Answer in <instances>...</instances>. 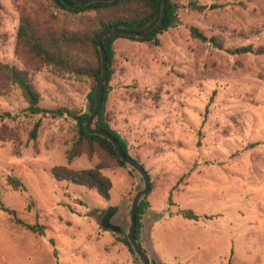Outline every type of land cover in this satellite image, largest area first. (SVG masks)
Returning a JSON list of instances; mask_svg holds the SVG:
<instances>
[{
  "label": "rangeland",
  "instance_id": "374dc122",
  "mask_svg": "<svg viewBox=\"0 0 264 264\" xmlns=\"http://www.w3.org/2000/svg\"><path fill=\"white\" fill-rule=\"evenodd\" d=\"M175 1L178 23L158 34L157 43L112 42L106 114L153 183L147 199L156 254L148 252L162 264H264V53L225 50L264 47V0H192L220 5L201 12L188 7L191 0ZM23 13L38 23L47 18L56 27H85L52 0H0V61L19 67L14 47ZM191 26L222 48L193 37ZM31 78L43 109L88 110L86 80L46 67ZM27 106L17 85L0 95V125L14 134L0 140V207L14 210L0 209V264H140L120 240L143 187L138 172L128 165L102 169L112 182L108 200L56 180L53 165L82 169L109 160L96 149L92 159L81 154L67 163L75 120L66 113L30 114ZM8 175L25 189L12 187ZM111 206L118 208L110 221L121 232L104 228L96 214ZM15 219L43 224L45 231L37 234ZM144 245L151 247L148 240Z\"/></svg>",
  "mask_w": 264,
  "mask_h": 264
},
{
  "label": "trees",
  "instance_id": "16d2710c",
  "mask_svg": "<svg viewBox=\"0 0 264 264\" xmlns=\"http://www.w3.org/2000/svg\"><path fill=\"white\" fill-rule=\"evenodd\" d=\"M66 1L77 3L81 0ZM52 2L57 8L72 14L74 19H76V22H74L75 24H85V27H74L71 29L63 26L56 27L49 24L47 18L43 19L42 22H39L41 24H39L30 15L26 13L21 14L15 38L14 53L21 62L22 67L0 61V95L8 92L13 85H17L28 103L26 111L30 114L48 112L52 116H61L65 113L70 115L75 120L76 137L73 143L65 150L67 163H70L73 158L81 154H86L88 159H92L95 150L99 149L105 154L109 160V164L98 161L94 166L82 169H73L66 165L56 164L51 167L50 172L56 180L82 185L88 189L95 190L100 196L108 200L110 198L112 182L102 173V169L110 165L123 167L127 164L120 159L115 147L108 139L88 133L84 126V122L94 104L98 84L101 79V60L95 42L98 35L109 28H123L133 31H143L147 29L159 18L161 0L95 1L75 9L66 7L62 0H52ZM180 6L181 5L175 0H166V13L162 25L145 37H130L112 34L102 39L107 58L106 65L108 75L103 87L102 103L91 122V126L104 129L115 136L126 154H129L126 142L111 128L106 114V101L111 90L109 82L112 76L111 65L114 56L112 42L114 39L122 37L129 40L153 41L157 43L158 34L178 23L177 12ZM219 6L220 5L216 3L206 4L192 0L188 2V7L190 9L200 12L211 10ZM190 33L193 37L201 41H210L215 47L222 48V45L215 39L208 38L202 31L194 26L190 27ZM225 50L233 54L247 52L264 53V47L253 49L250 45L226 48ZM43 67L48 68L58 76L68 75L89 82V92L87 93V100L89 102L88 110L78 113L64 108L43 109L40 107V93L32 82L31 73L41 70ZM39 126V121L33 124L29 131V139H36ZM12 139H14L12 130L5 124H1L0 140L7 141ZM7 181L15 189H25L23 182L18 177L8 175ZM152 188L153 183L151 180L150 190L142 197L138 205L136 214L137 236H139L144 216L150 206L147 195ZM0 209L14 214L13 209H9L3 205H1ZM180 211L187 218H198V215L193 213L190 209H181ZM15 220L17 223L37 234H43L46 228L43 224L37 222L28 224L23 223L19 219ZM120 240L131 252H133L125 235ZM144 249L146 252L148 251L146 248ZM149 260L150 264H158L150 256Z\"/></svg>",
  "mask_w": 264,
  "mask_h": 264
},
{
  "label": "water",
  "instance_id": "95a60500",
  "mask_svg": "<svg viewBox=\"0 0 264 264\" xmlns=\"http://www.w3.org/2000/svg\"><path fill=\"white\" fill-rule=\"evenodd\" d=\"M64 5L68 8H78L80 6H84L86 4H89L91 2L95 1H102V2H110L113 0H81L77 3H71L66 0H62ZM166 13V0H161V10H160V15L158 20L148 27L147 29L143 31H133V30H127L123 28H109L104 31H102L97 39H96V46L98 47L99 54H100V60H101V79L98 84V90L96 94V98L94 101L93 106L91 107L88 117L84 122V126L88 133L91 134H96L102 137H105L108 139L112 145L115 147L117 154L119 155L120 159L123 160L128 166L136 170L139 175L141 176L143 180V187L138 190L135 195L132 198L131 204H130V213H129V225L126 229L125 236L127 237V240L133 250V252L138 256L140 259V264H150L149 256L147 252L145 251L143 247V241L145 237L144 233V226L141 227L139 236H137L136 228V214H137V209L138 205L140 203V200L142 199L143 196H145L148 191L150 190V176L146 168L137 160H135L130 154H126L123 148L121 147L118 139L113 136L111 133L108 131L101 129V128H96L91 126V122L96 116L101 103H102V94H103V87L104 83L107 80V58L105 54V49L102 44V39L105 36L112 35V34H117V35H123V36H130V37H145L149 35L150 33L154 32L157 28H159L164 20ZM89 108V106H88ZM118 207L111 206L108 209H98L96 211V214L101 217V225L104 228L111 229L115 232H121V227L118 225L113 224L110 221L111 216L117 211Z\"/></svg>",
  "mask_w": 264,
  "mask_h": 264
},
{
  "label": "crops",
  "instance_id": "0c3cea01",
  "mask_svg": "<svg viewBox=\"0 0 264 264\" xmlns=\"http://www.w3.org/2000/svg\"><path fill=\"white\" fill-rule=\"evenodd\" d=\"M152 212L154 213V209L152 206L149 207L148 211L146 212L145 216H144V220H143V224L142 227L144 226V233H145V237H144V241H143V247L146 248L148 251H153L155 254L156 252L153 249V243H152V238H151V227L152 225L155 223V221L150 220L149 216L152 214ZM145 240H148L149 242V246L151 247H147L144 245ZM212 246L214 247V244H212ZM147 251L148 255L150 256L149 252ZM158 264H162L161 261L154 259Z\"/></svg>",
  "mask_w": 264,
  "mask_h": 264
}]
</instances>
